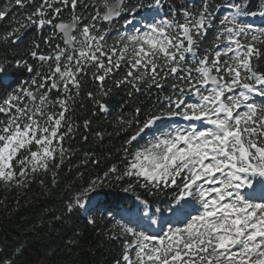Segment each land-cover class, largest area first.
I'll list each match as a JSON object with an SVG mask.
<instances>
[{
	"label": "snow or ice",
	"instance_id": "6c2138e0",
	"mask_svg": "<svg viewBox=\"0 0 264 264\" xmlns=\"http://www.w3.org/2000/svg\"><path fill=\"white\" fill-rule=\"evenodd\" d=\"M65 167L0 264H264V0H0V205Z\"/></svg>",
	"mask_w": 264,
	"mask_h": 264
},
{
	"label": "trees",
	"instance_id": "16d2710c",
	"mask_svg": "<svg viewBox=\"0 0 264 264\" xmlns=\"http://www.w3.org/2000/svg\"><path fill=\"white\" fill-rule=\"evenodd\" d=\"M116 100L119 97L115 98ZM76 161L74 160V163ZM68 169L65 167L60 175L59 186L51 188L50 191H43L38 185L34 184L30 192H28L21 200L20 206L17 208L15 204L14 194L7 197L9 211H4L3 205H0V241L7 239V242L19 239L24 240V233L31 228L33 224L40 227V237L43 239H34L29 236L27 240L28 253L30 257H36L43 250V245L48 239L47 234L52 231L54 236V228H58V224H54L49 213L58 212L61 207L60 192L64 186V182L68 179ZM50 184V180H49ZM5 198V193L0 191V200ZM131 204V200H126L125 207ZM91 238V234H85ZM50 242V241H49ZM103 257L97 255L95 259L98 264Z\"/></svg>",
	"mask_w": 264,
	"mask_h": 264
}]
</instances>
